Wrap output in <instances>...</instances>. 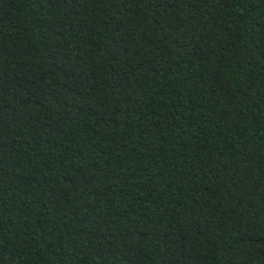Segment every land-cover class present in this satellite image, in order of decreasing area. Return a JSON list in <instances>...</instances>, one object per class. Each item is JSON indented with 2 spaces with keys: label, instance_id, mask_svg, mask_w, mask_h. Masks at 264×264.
<instances>
[{
  "label": "trees",
  "instance_id": "obj_1",
  "mask_svg": "<svg viewBox=\"0 0 264 264\" xmlns=\"http://www.w3.org/2000/svg\"><path fill=\"white\" fill-rule=\"evenodd\" d=\"M0 264H264V0H0Z\"/></svg>",
  "mask_w": 264,
  "mask_h": 264
}]
</instances>
